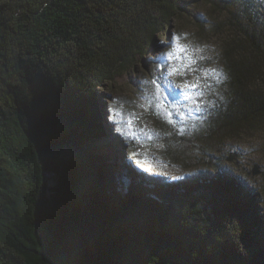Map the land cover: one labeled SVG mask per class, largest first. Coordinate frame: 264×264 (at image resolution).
Here are the masks:
<instances>
[{
	"label": "trees",
	"instance_id": "trees-1",
	"mask_svg": "<svg viewBox=\"0 0 264 264\" xmlns=\"http://www.w3.org/2000/svg\"><path fill=\"white\" fill-rule=\"evenodd\" d=\"M187 1L0 0V264H264L257 195L236 177L121 193L80 153L100 122L87 81L112 79ZM205 2L225 14L210 24L227 28L221 69L197 73L204 116L184 127L224 145L264 129V0Z\"/></svg>",
	"mask_w": 264,
	"mask_h": 264
},
{
	"label": "rangeland",
	"instance_id": "rangeland-1",
	"mask_svg": "<svg viewBox=\"0 0 264 264\" xmlns=\"http://www.w3.org/2000/svg\"><path fill=\"white\" fill-rule=\"evenodd\" d=\"M223 20L225 14L212 11L205 0H189L181 19L171 20L143 50L131 53L128 66L112 79H89L88 95L100 122L93 120L96 135L85 141L80 153L94 160L92 166L101 179L121 193L130 185L176 189L199 177H236L255 191L257 213L264 221V129L241 133L219 145L192 138L184 127L204 116L190 102L194 87L189 85L198 84L197 73L221 69L218 56L227 28L210 24ZM109 134L116 139L106 144L102 136ZM131 150L136 163L128 155ZM231 152L237 153L238 166L226 161ZM71 154L63 152L65 158ZM253 164L259 165L260 175L249 174ZM55 182L50 176V184ZM148 196L157 198L153 191Z\"/></svg>",
	"mask_w": 264,
	"mask_h": 264
},
{
	"label": "water",
	"instance_id": "water-1",
	"mask_svg": "<svg viewBox=\"0 0 264 264\" xmlns=\"http://www.w3.org/2000/svg\"><path fill=\"white\" fill-rule=\"evenodd\" d=\"M226 161L228 162H233L235 164V166H238V161L237 159V153L236 152H231L228 154V156H226ZM252 176H257L261 174V169L259 167L258 164H253L252 165V169L250 171V173Z\"/></svg>",
	"mask_w": 264,
	"mask_h": 264
},
{
	"label": "bare ground",
	"instance_id": "bare-ground-1",
	"mask_svg": "<svg viewBox=\"0 0 264 264\" xmlns=\"http://www.w3.org/2000/svg\"><path fill=\"white\" fill-rule=\"evenodd\" d=\"M101 135H103V131H102V134ZM102 139H103V141H105V143L107 144L108 142H113V141H115V137L112 135V134H109L108 136L106 135H104V138H103V136H102ZM113 148H115L113 145H111ZM116 149V152H119V149H117V148H115ZM125 170H128L127 168L125 169Z\"/></svg>",
	"mask_w": 264,
	"mask_h": 264
},
{
	"label": "snow or ice",
	"instance_id": "snow-or-ice-1",
	"mask_svg": "<svg viewBox=\"0 0 264 264\" xmlns=\"http://www.w3.org/2000/svg\"><path fill=\"white\" fill-rule=\"evenodd\" d=\"M179 38H177V40H178ZM181 50H183V46H181ZM169 55H171V54H169ZM215 71V70H214ZM189 86H191V87H194L195 85H189Z\"/></svg>",
	"mask_w": 264,
	"mask_h": 264
}]
</instances>
